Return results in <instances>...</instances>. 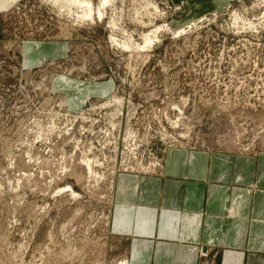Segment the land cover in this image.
Here are the masks:
<instances>
[{"label": "rangeland", "instance_id": "1", "mask_svg": "<svg viewBox=\"0 0 264 264\" xmlns=\"http://www.w3.org/2000/svg\"><path fill=\"white\" fill-rule=\"evenodd\" d=\"M170 150L264 154V0L0 11V264H125L116 177Z\"/></svg>", "mask_w": 264, "mask_h": 264}, {"label": "crops", "instance_id": "2", "mask_svg": "<svg viewBox=\"0 0 264 264\" xmlns=\"http://www.w3.org/2000/svg\"><path fill=\"white\" fill-rule=\"evenodd\" d=\"M113 202L125 264H264V154L170 150L159 176L119 174Z\"/></svg>", "mask_w": 264, "mask_h": 264}, {"label": "bare ground", "instance_id": "3", "mask_svg": "<svg viewBox=\"0 0 264 264\" xmlns=\"http://www.w3.org/2000/svg\"><path fill=\"white\" fill-rule=\"evenodd\" d=\"M18 0H0V11H4V10H7L9 9L10 7H12ZM79 1V0H78ZM109 2V0H102V3L105 4ZM9 6V7H8ZM138 47V46H137ZM146 47V45H145ZM146 242L144 241V244L143 246L146 248L148 246H146L145 244ZM142 246V245H141ZM136 247V246H135ZM149 247V246H148Z\"/></svg>", "mask_w": 264, "mask_h": 264}]
</instances>
